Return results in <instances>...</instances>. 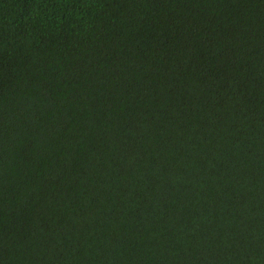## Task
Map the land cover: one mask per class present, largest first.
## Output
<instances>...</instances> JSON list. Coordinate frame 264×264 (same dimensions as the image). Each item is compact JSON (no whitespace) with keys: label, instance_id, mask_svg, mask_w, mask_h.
Instances as JSON below:
<instances>
[{"label":"trees","instance_id":"16d2710c","mask_svg":"<svg viewBox=\"0 0 264 264\" xmlns=\"http://www.w3.org/2000/svg\"><path fill=\"white\" fill-rule=\"evenodd\" d=\"M0 264H264V0H0Z\"/></svg>","mask_w":264,"mask_h":264}]
</instances>
